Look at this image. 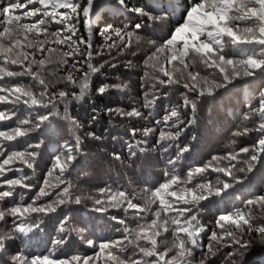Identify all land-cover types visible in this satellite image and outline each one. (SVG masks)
I'll return each instance as SVG.
<instances>
[{"label": "snow or ice", "instance_id": "6c2138e0", "mask_svg": "<svg viewBox=\"0 0 264 264\" xmlns=\"http://www.w3.org/2000/svg\"><path fill=\"white\" fill-rule=\"evenodd\" d=\"M32 7H29V6ZM38 5V6H37ZM115 11L127 14L129 18L136 16L131 26L115 27L106 24L95 34L103 37L104 43L94 48V19L99 16L98 0H0V81L8 78L28 77L29 83L17 81L11 86L0 84V103L27 106L31 112L29 118L17 117V126H8L0 130V147L3 142L17 141L18 138L27 137L33 130H38L50 117L60 116L59 104L63 103V119L68 120L74 128L83 127L69 112L68 102L83 100L89 95L91 77L101 72L105 65L115 68L111 60L117 55L130 51L136 55L141 45L149 46V53L144 60L147 69L144 77L150 83L144 92L143 108H151L167 91L160 92L159 86L165 89L171 86H182L189 93L195 94V99L184 95V105L191 106L193 112L197 108L196 100L206 95L211 96L219 89L232 84L236 80L247 77L264 78V0H189V6L183 9L172 8L173 15H179L176 26L167 34H160L158 39H145L143 33L147 31L149 22L161 17L153 15L148 6H141L140 0H115ZM81 28L83 32H81ZM86 33V35L84 34ZM159 40V42H158ZM135 45V47H134ZM107 51L111 57L102 62L94 63L95 57H103ZM15 65L20 70H10L7 65ZM131 66V61H128ZM201 69L212 70L203 73ZM63 85V87H59ZM69 86H78L79 91ZM127 85L101 84L95 89L103 95L109 88L123 89ZM154 93L149 97V92ZM259 107L252 111L261 118L256 131L262 137L249 147H241L238 153H228L229 163L225 166H215L211 162L203 167H196L187 172L185 178L175 173V159H170L173 166L165 182L154 190H145L144 203H134L136 198L125 190L112 188L99 189V195L87 196L91 200L92 211L105 214L111 208L123 209L125 213L132 210L135 213L134 227H130L125 220L120 219L119 224L124 225L119 238L87 239L90 248L95 249L92 255H72L61 258L56 254V246H62L65 238L53 241L54 247L48 254L30 255L18 251L11 256V264H192V258L197 249H206L204 258L199 264H206V258L214 255V247L224 246L225 241L230 245L247 248L243 242L245 234L257 233L264 239V223H255L251 212L236 209L234 212L220 215L216 220L219 232L213 230L208 237L206 245L200 242L205 229L200 224L198 212L203 206L202 202L209 201L213 196L222 197L227 190L233 187L228 180L217 176L215 183L204 179L201 174L209 168L239 183L234 170L245 172V168H237L236 161L240 153H253L249 161H256L260 153H264V90L260 93ZM45 110L44 112L39 111ZM0 111V122L11 121L17 116L12 110ZM107 111L121 117L146 119L143 113L133 107L130 111L109 108ZM180 113L172 108L163 115L162 120L156 124L168 125L175 131L161 129L156 141L176 142L180 140L185 129L193 125L195 116L184 127H179L173 120H179ZM96 117H92L95 121ZM30 127H24V126ZM142 131L145 137L152 135L156 129L144 127L132 128V135ZM248 129H245L247 132ZM236 135L241 133L237 132ZM87 136L100 139L95 132H87ZM147 140L128 144V159L132 160L143 153L145 149L140 144H147ZM235 143V141H233ZM175 158L179 159L190 150L189 145L181 146L175 143ZM40 143H27L23 151L14 150L8 153L0 151L5 158L0 162V253L8 252L17 239L28 237L29 234L40 230L43 223L39 214L54 213L66 203L81 204L80 196H74L72 185L65 180L70 175L74 162L82 152V142L79 135L74 142L65 141L63 151L54 156V161L43 179L37 197L30 203L15 202V190L19 188L30 189L32 184L26 183L29 175L25 173L17 178H7L6 173L13 172L11 165L19 162L25 168L35 171L37 151ZM165 151L173 147L172 143L161 144ZM28 149H31L30 151ZM114 158L122 160L118 153ZM218 158L213 157V161ZM249 161L247 171L252 170ZM24 172V168L15 169ZM197 177H201L197 181ZM52 178V180H50ZM191 185V186H189ZM55 191V199L52 192ZM40 197H49L48 202L37 204ZM9 198H13L12 206L8 207ZM246 206H260L264 209V195L245 201ZM195 210V211H194ZM143 213L144 215H140ZM35 214V215H34ZM9 218L10 221H9ZM113 220L117 217L113 216ZM69 223L67 217L61 221L60 231L66 230ZM83 233L85 229H74ZM83 238V237H82ZM127 242V243H125ZM131 254L123 255L129 251ZM171 254V255H170ZM139 257V258H134Z\"/></svg>", "mask_w": 264, "mask_h": 264}, {"label": "trees", "instance_id": "16d2710c", "mask_svg": "<svg viewBox=\"0 0 264 264\" xmlns=\"http://www.w3.org/2000/svg\"><path fill=\"white\" fill-rule=\"evenodd\" d=\"M140 4L148 6L153 15L161 17L159 20L149 22L147 31L143 33L147 40L158 39L160 34H167L170 29L174 28L179 15L183 13L174 16L172 8L183 9L189 6V0H140ZM113 5H115V0H98L99 16L93 22L94 48L104 43L103 37L95 34L96 29L102 30L106 24H113L115 27L131 26L132 22L137 20L136 16L129 18L127 14L115 11ZM81 32H83L82 28ZM84 34L86 35V33ZM148 53L149 46L145 43L136 50L134 56L130 51L119 55L113 51L112 55L116 59L111 60L107 51H104L103 57L94 58V63L109 59L116 64V67L111 68L105 65L101 72L91 77L89 95L83 100L68 102L70 114L83 125L82 128L76 129L68 120L63 119L64 104L60 103V116L50 117L49 121H45L41 125L40 129L31 131L27 137L18 138L17 141L11 143L3 142L4 146L0 147V151L5 153L14 150L23 151L27 148V143L41 144V147L37 149L41 155L37 157L35 171L27 169L17 162L11 165L14 171L6 173L9 179L23 176L25 173L29 175V180L26 183L32 184L33 187L30 189L18 187L14 197L15 202L25 204L37 197L44 176L51 167L54 156L63 151L62 146L65 141L74 142V137L79 135L82 152L74 162L71 174H66L65 180L72 185L73 195L80 196L82 202L79 205L66 203L54 213L39 214L43 220L40 230L29 234L28 237L17 239L8 252L0 253V264H11V256L21 250L30 255L48 254L49 249L54 247L53 241L61 238H65V243L62 246H56L57 256L66 258L72 255H92L95 249L87 245V239H96L99 242V239L104 237L119 238L121 232H117L116 229L122 230L124 225L119 224L118 221L123 219L130 227H134L135 213L132 210L125 213L123 209L115 208L109 209L105 214L96 213L92 211L93 204L91 200L86 199L87 196L99 195L101 188L120 189L134 195L136 197L133 200L134 203L143 204L146 199V189L154 190L169 179L168 176H165V172L173 171V166L169 164L170 159H175V173L183 179L191 169L203 167L209 162L215 166L227 165L229 163L227 159L220 160L219 158L226 157L228 153H238L241 147L251 148L262 137V134L256 131L259 123L262 122L261 118L252 111L259 107L260 93L264 90V78H260L259 73L256 77L236 80L226 87L219 88L211 96L206 95L197 99L195 112L190 105H184V95L195 99V94L176 85L167 89L164 86H159L160 92L155 94L161 95L167 91V95H161L153 107L143 108L144 92L147 84L150 83L147 78L142 79L147 70L144 60ZM128 61H131V66L128 65ZM2 63V58H0V64ZM7 67L14 71L20 70L15 65L9 64ZM201 71L203 74L212 70L201 69ZM17 81L29 83V78H8L6 81H0V84L11 86ZM101 84H121L127 85V87L123 89L109 88L106 93L100 95L95 89ZM59 87H63V85ZM73 88L75 91H79L78 86H69V90ZM153 93L154 90H151L149 97ZM133 107L139 109L146 119L121 117L107 111L109 108L130 111ZM172 108H176L180 113L179 120L173 118L179 127H184L193 116H195L196 122L185 129L179 141L161 142L165 146L169 143L173 144V147H169L165 151L156 141L161 129L175 131L171 127L173 121H169L167 126L163 123L156 124V121L162 120L163 115ZM5 109L10 110L9 114L12 110L16 111L17 116H14L11 121L0 122V130H4L8 126H17V117L32 118L31 110L22 103L20 105L0 103V111ZM39 111L44 112L45 110L40 109ZM93 116L96 117L95 121H92ZM133 127L136 129L153 127L156 131L147 137L143 135L142 131H138L133 136L131 132ZM245 129L248 131L245 132ZM87 132H95L100 139L87 136ZM237 132L241 134L236 135ZM141 140L148 141L147 144L139 145L145 151L138 152L137 157L129 160L127 145L135 144ZM175 143H180L181 146L189 145L190 150L176 159ZM113 153L120 154L122 160L115 159ZM252 154L251 151L247 154L240 153L236 161H231L232 164L237 165V168L246 169L245 172L234 170V175L240 180L239 183L231 178L223 177L222 174L211 168L201 174L204 179L212 180L213 183L217 176H221L233 184V187L228 189L224 196H213L209 201L202 202L203 206L198 212L200 224L205 229L201 235L200 242L202 244L208 243L211 231H220L216 226L217 218L222 214L234 212L236 209L251 212L255 217V223H264V209L260 206L245 205V201L264 195V153H260L256 161H249ZM213 157L218 159L213 161ZM4 158V155H0V162ZM245 161L250 162L251 171H247L248 164L244 163ZM17 168H24V172H16ZM200 178L197 177V181ZM2 180L3 177H0V182ZM49 191L52 192V198L55 199V191L58 190L49 189ZM12 199L9 198L8 207L12 206ZM48 200L49 197H40L37 199V204L46 203ZM3 207L5 205L0 203V208ZM113 216L117 219L113 220ZM65 217L68 218L69 223L66 225V230L61 232V221ZM0 227H4L3 222H0ZM74 229H85V231L80 233ZM243 242L248 245L247 248L230 245L228 241H225L224 246H217L219 250L214 247V255L206 258V264H264V239L252 232L244 235ZM128 248L129 251L123 255L131 254L132 245H129ZM204 251L206 249L196 250L192 264H199V261L204 258Z\"/></svg>", "mask_w": 264, "mask_h": 264}]
</instances>
